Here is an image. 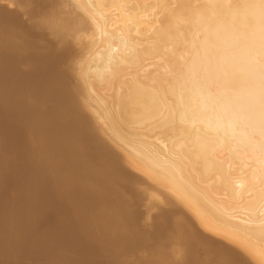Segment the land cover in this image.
Instances as JSON below:
<instances>
[{"label": "bare ground", "instance_id": "1", "mask_svg": "<svg viewBox=\"0 0 264 264\" xmlns=\"http://www.w3.org/2000/svg\"><path fill=\"white\" fill-rule=\"evenodd\" d=\"M18 5L0 0V148L13 151L0 153V245H32L18 233L33 217L65 231L93 196L101 216L84 205L42 264H99L102 251L110 264H264V0H51L39 10L59 30L34 19L57 38L48 51ZM120 159L140 177L121 176ZM134 180L148 211L175 205L136 236ZM175 233L185 248L155 242ZM5 246L1 264L37 255Z\"/></svg>", "mask_w": 264, "mask_h": 264}, {"label": "rangeland", "instance_id": "2", "mask_svg": "<svg viewBox=\"0 0 264 264\" xmlns=\"http://www.w3.org/2000/svg\"><path fill=\"white\" fill-rule=\"evenodd\" d=\"M13 1H17L18 3H19V5L18 6H16V8H18V9H16V8H14V7H12V6H10L9 8H11L12 7V9H15V10H17V17H18V20L22 23V25H25V29L27 30V32L29 33V35H30V37H31V35H32V39H34V40H36L35 38H37V42H39L40 43V49H39V51H44V49H45V51L47 50H49V49H51V48H53V46H55L58 42H57V38L54 36V35H52V34H50L49 32H46V31H48V30H45L44 29V26H41V25H37L36 23H35V20H37L38 18L40 19L41 17H43L44 16V14H43V11L42 10H39L40 8H41V5L43 4V3H48L49 1H51V0H13ZM30 3H29V2ZM34 2V3H33ZM26 4V5H25ZM22 5V6H21ZM14 6V5H13ZM28 7V8H27ZM19 8H21L20 10H19ZM33 8V9H32ZM31 10H35V14H34V16L32 17V12L33 11H31ZM22 14L24 15V17L22 16ZM42 15V16H41ZM27 16V17H26ZM23 17V18H22ZM30 17V18H29ZM32 17V18H31ZM35 19V20H34ZM38 19V20H39ZM29 21V22H28ZM24 22V23H23ZM26 22V23H25ZM29 23V24H28ZM32 23H35V24H32ZM28 28H27V27ZM30 26H32V27H30ZM40 28V29H39ZM38 30H40V31H42V32H40V31H38ZM34 31V32H33ZM33 32V33H32ZM34 33H35V35H34ZM44 33V34H43ZM48 34V35H47ZM51 36H50V35ZM42 36V37H41ZM46 36V37H45ZM49 36V37H48ZM51 37H53V38H51ZM39 38H40V40H39ZM42 38V39H41ZM45 38V39H44ZM44 39V40H43ZM50 40V41H49ZM43 42V43H41V42ZM43 44V45H42ZM52 44V45H51ZM54 44V45H53ZM59 44V43H58ZM57 44V45H58ZM50 48H49V47ZM47 47V48H46ZM27 66H25V68H26ZM65 67H67V65H65V64H61L60 65V69H64ZM6 76H8V74H6V75H4V78L6 77ZM83 111V112H82ZM79 113L80 114H82V113H84L83 114V117L84 118H86L84 115L86 114V112H85V110H83V109H81L80 111H79ZM87 116V115H86ZM73 130V131H72ZM70 132L71 133H73V132H75V130H74V128H72V129H70ZM79 140L80 139H77L76 140V142H79ZM103 140H105V142L111 147V149L113 150V151H115L116 153H118V151H117V149L116 148H114V146L112 145V143L109 141L108 142V140H106V138H104L103 137ZM20 143V141L18 142V144ZM111 143V144H110ZM17 144V145H18ZM22 144V143H21ZM113 146V147H112ZM4 147H1L0 148V153H1V155H2V153L3 152H6V154H11L13 151H9V153H7L8 151L6 150V148L5 149H3ZM2 149V150H1ZM4 150H6V151H4ZM5 154V153H4ZM11 155H13V153L11 154ZM122 159H120V164H121V166L123 167V170H122V174H121V176L122 175H124L125 173H128V171H129V173L128 174H130V175H132L133 177H136L137 179H138V177H140V175L137 173V172H135V171H133L131 168H129L128 166H127V164L125 163V161H121ZM124 162V163H123ZM128 167V168H127ZM130 170H132V171H130ZM134 181H135V183H134ZM134 181H132L127 187H126V189L124 188V190H125V195H126V197L128 198L129 197V200L130 201H132L131 203H132V207L133 208H137L136 210H138L142 215H141V218H140V221L138 222V225L136 226V229L133 231V233H131V235H133L134 234V236H136L138 233H140L142 230L143 231H146V232H152L153 230H154V224H153V222H154V220H156V218H157V216L161 213V211H171L172 209H174V207H175V205H169V204H166L165 206L164 205H162V206H160V205H155V209H156V212L154 211L155 209L154 208H152V210L150 211H148V209H145L146 208V206H147V208H148V206H149V202H148V204H147V200H144V199H147V198H145V196H143V194L144 193H141V192H143L144 191V189H145V187L144 186H146L144 183H141L142 185H140V181H138V180H134ZM139 183V184H138ZM140 185V186H138V185ZM124 185V184H123ZM131 186V187H130ZM139 187V189H137ZM141 187H143V190L141 189ZM141 189V191L140 192H138L139 190ZM135 191V192H134ZM129 192V193H128ZM138 193V194H137ZM132 195V196H131ZM86 197V196H85ZM85 197H83V199L81 200V203H84V204H82V208H83V206L84 207H91V205H93L92 206V208L94 209L93 211V213H94V216L92 215V214H90L89 216L91 217V218H95V216L98 218V215H99V217L101 216V214H99V213H102V212H98V210L96 211V209H97V207H96V205H95V199H94V197L93 196H90V197H92L93 199H91V198H89V196H87L88 198H86L85 199ZM141 199H140V198ZM131 198V199H130ZM86 201H85V200ZM89 199H90V201H89ZM134 199V200H133ZM146 201V202H145ZM97 203V202H96ZM136 203V204H135ZM140 204H142V205H140ZM136 206V207H135ZM167 206H169V207H167ZM48 207V206H47ZM45 208V209H48V208ZM141 207H144V208H141ZM158 207H159V209H158ZM162 207V208H161ZM82 208H78L76 211H78V213H81V214H77V212H75V214H74V216L73 217H75V218H71V220L69 219V220H66V221H62V220H60V219H62L61 218V215H59V217H58V215L55 217V219L57 220V221H59L60 220V222L61 223H57V221H55L57 224H59V225H61L62 224V227H63V229H66L65 231L64 230H62V232H58L57 234H58V236H57V234H56V232L55 233H52L51 234V236H50V234H44L45 233V231H43L44 230V228H45V223H41V222H43V221H41V220H39L40 221V223L42 224H40L39 222L37 223V218L35 217H33L32 218V220L31 221H34V222H36V224H35V227H36V225L38 224H40L41 225V227H40V225L39 226H37V228H35L34 227V229L32 230V228H31V230L30 229H27L26 231V233H25V231H23L22 233H21V231H20V233H18V234H20V235H22V237L23 236H25L26 234L27 235H31V233H35L36 234V236L38 237H36L37 239H34V240H32V241H30L31 243H32V245L36 248V250H35V248L30 244V246L31 247H33V248H31V250L32 251H35V253L37 252V255L35 256L36 257V259H35V257H34V252H32L30 255H31V259H30V255H28L27 256V260H28V257H29V262L28 261H26V263L25 264H28V263H30V264H37V263H39L40 261V263L39 264H42V262L44 263L45 262V260L44 259H46V258H48L49 256L50 257H52V255H53V258L54 257H57V254H56V252H54V253H52V255L50 254L54 249H56V246H57V242H56V240L59 238V236L60 235H68V234H70L69 236H73L71 233H69V232H72V230H73V228H75V227H77V225H78V223H77V221L81 218H83L81 215H86L85 214V211H84V209H82ZM172 208V209H171ZM44 209V210H45ZM167 209V210H166ZM170 209V210H169ZM52 210V207H49V211H51ZM81 210V211H80ZM147 211V213H146V215H145V212L144 211ZM43 211V210H42ZM80 211V212H79ZM100 211V210H99ZM96 212L98 213L97 215H95L96 214ZM149 212V213H148ZM153 212V213H152ZM83 213V214H82ZM179 214V216H177ZM178 214H175L174 216H173V218L172 219H175L176 218V216H177V218L176 219H183V220H187L188 222V225H192V223H190L191 222V220H190V218L184 213V212H180V213H178ZM78 215H80V216H78ZM182 215H183V217H182ZM155 216V217H154ZM184 216H185V218H184ZM77 217V218H76ZM90 217H88V220H90ZM145 217V218H144ZM147 217V218H146ZM151 217V218H150ZM58 218V219H57ZM60 218V219H59ZM188 218V219H187ZM37 220V221H36ZM87 220V221H88ZM143 222H142V221ZM145 220H147L146 222H145ZM149 220V221H148ZM69 221V222H68ZM76 223L77 225H75L74 223ZM76 221V222H75ZM64 222V223H63ZM145 222V223H144ZM67 223H68V225H67ZM73 223V224H72ZM150 223V224H149ZM11 225H13L14 224V222H12V223H10ZM44 224V225H43ZM169 224L171 225V221L169 222ZM86 225H87V223H86ZM86 225H84V226H86ZM141 225V226H140ZM144 225H146L145 227H144ZM65 226V227H64ZM67 226V227H66ZM114 227V228H113ZM113 227H111V230H110V232H112V230H113V233H118V231H120L121 229H120V226H118V225H116V228H115V226H113ZM117 227L119 228V229H117ZM145 228V229H144ZM42 229V230H41ZM141 229V230H140ZM29 230V231H28ZM35 230H39V231H36V232H33V231H35ZM116 230H118L117 232H116ZM137 230V231H136ZM31 231V232H30ZM41 231H43L41 234L42 235H40V236H38L37 234H39L38 232H41ZM140 231V232H139ZM29 232V233H28ZM135 232V233H134ZM138 232V233H137ZM112 233V234H113ZM174 233V232H173ZM17 234V233H16ZM17 234V236H19L20 237V235H18ZM24 234V235H23ZM207 234H209V233H207ZM48 235H49V237H48ZM175 235H177L176 237H175ZM13 236L15 237V235L13 234ZM44 236V237H43ZM46 236V237H45ZM53 236H54V238H53ZM133 236V237H134ZM178 233H175V234H173V237H170V236H167V238H166V236H161L159 239H156L155 240V242L156 243H159V241H160V243L159 244H163V246H166V244H165V242L167 243V242H169L170 241V239H171V241L173 242V239L176 241H174L175 243H176V245H177V247H178V245H179V247L178 248H181V249H183V247L185 248L186 247V243L185 242H182V241H178ZM43 237V238H42ZM49 239H48V238ZM58 237V238H57ZM211 237H213V238H211ZM210 238L211 239H208L207 241H209V240H215V241H218V242H223L222 243V245H223V247L225 248H227V246L228 247H233V248H235L236 249V247L235 246H233L232 244H228V242L227 241H223V239L222 238H219V237H217V236H211ZM43 239V241H42V239ZM47 238V239H46ZM52 238V239H51ZM55 238H57V239H55ZM215 238V239H214ZM40 239H41V241H40ZM55 239V240H54ZM71 239V238H70ZM39 242H38V241ZM46 240V242L44 243V241ZM47 240L49 241L48 243H47ZM52 240H54V241H52ZM159 240V241H158ZM35 241V242H34ZM14 242V245L12 244ZM11 241V243L9 244V243H6V242H2L1 243V245H2V248H3V246H4V248H3V250H6L7 251V247L5 246V245H11L10 247H12L11 248V250L13 251V250H15V249H20V248H23V246L25 245L24 243H22V242H17L16 241V243H15V240L14 241ZM29 242V243H30ZM38 244H37V243ZM55 242V243H54ZM77 242V241H76ZM23 244V245H21V244ZM33 243H35V244H33ZM43 243L45 244V245H43ZM50 243H52V244H50ZM183 243V244H182ZM208 243V242H207ZM18 244V246H19V248H18V246H17V248H15L16 247V245ZM20 244V245H19ZM55 246H54V245ZM154 244V243H153ZM181 244V245H180ZM1 245H0V252L2 251V248H1ZM44 246V248H43V246ZM14 246V247H13ZM27 246V247H26ZM30 246L27 244V245H25L24 246V248H27V249H30ZM42 246V247H41ZM53 246H54V248H53ZM109 246H111V245H109ZM181 246V247H180ZM211 246H214L213 248H216V243L215 244H211ZM9 247V246H8ZM9 247V248H10ZM29 247V248H28ZM38 247V248H37ZM41 247V249H40V252H39V248ZM45 247H47V249H48V251H47V249H45ZM13 248H15V249H13ZM53 248V249H52ZM142 248V249H141ZM140 248V252L141 251H143L144 249H143V247H141ZM198 248V252H199V250H201V252L200 253H204V250L203 249H201V247H197ZM165 249H166V247H165ZM8 250H10V249H8ZM10 250V251H11ZM44 250V251H43ZM49 250H51V251H49ZM195 250V249H194ZM41 251H43V252H41ZM50 252V253H47V252ZM39 253V254H38ZM45 253H47V254H45ZM101 253V252H100ZM99 253V254H100ZM106 254V252H103L102 251V254H100V255H95V257L93 258L94 259V261H96L97 263H99V264H110L109 263V261H108V259H105V258H108L107 257V254ZM201 254L202 256H205V254ZM206 254H208V255H213V254H215V251L211 248V250L210 251H207V252H205ZM212 253V254H211ZM33 254V255H32ZM73 253H71L70 255H72ZM1 255V254H0ZM49 255V256H48ZM4 255H1V257H0V264L2 263V261H3V258L5 259V257L6 256H4ZM45 256V257H44ZM42 257V258H41ZM99 257V258H98ZM104 257V258H103ZM6 258H8V257H6ZM35 260H37V261H35ZM44 258V259H43ZM34 261H33V260ZM114 259V260H113ZM117 259V260H116ZM42 260H44V261H42ZM32 261V262H31ZM105 261V262H104ZM118 258H112V261H110V262H113L112 264H117L118 263ZM28 262V263H27ZM34 262V263H33Z\"/></svg>", "mask_w": 264, "mask_h": 264}, {"label": "snow or ice", "instance_id": "3", "mask_svg": "<svg viewBox=\"0 0 264 264\" xmlns=\"http://www.w3.org/2000/svg\"><path fill=\"white\" fill-rule=\"evenodd\" d=\"M40 23L52 29L53 31H58L61 27L59 21L54 17H41ZM225 264H232V261L226 260Z\"/></svg>", "mask_w": 264, "mask_h": 264}]
</instances>
